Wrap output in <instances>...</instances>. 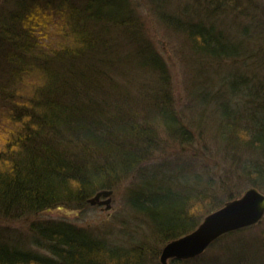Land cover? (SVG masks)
Instances as JSON below:
<instances>
[{"label":"trees","instance_id":"trees-1","mask_svg":"<svg viewBox=\"0 0 264 264\" xmlns=\"http://www.w3.org/2000/svg\"><path fill=\"white\" fill-rule=\"evenodd\" d=\"M21 1L17 2L18 14L11 13L4 20L0 35V96L8 108L0 112V215L12 218L75 202L71 207L82 208L77 203L96 188L120 172L130 174L139 155L154 156L158 141L163 139L160 122L164 121L172 133L185 138L190 135L176 119L179 116L172 108L169 89H163L169 80L161 73L167 66L165 57L149 38L144 44L135 37L137 30L127 27L133 26L128 0H83L87 8L78 12L68 0L58 5ZM8 2L0 0V13ZM187 18L191 29L182 28L177 20L181 25H176L185 33L189 31L194 52L214 59L237 55L235 45L218 35L216 23L208 22L206 27L200 18L195 23L192 17ZM164 21L171 23L168 18ZM101 25L108 29L101 32ZM113 29L119 34L112 33ZM122 34L125 36L120 37ZM61 37L64 43L58 41ZM125 37L128 40L122 47ZM256 45L261 53L262 46ZM133 49V57L156 69L157 84L121 74L119 66H127ZM155 56L162 61L154 62ZM111 79L118 88L112 86L114 95L103 106L92 94ZM248 82L245 78L231 83L239 92ZM203 97L208 98L206 103H217L209 93ZM87 101L97 109L90 108ZM245 101L241 116L221 106L224 124L218 131L230 148L262 156L263 166L256 169L253 183L264 182V94ZM51 134L55 138L52 142L45 139ZM69 135L75 137L76 151L65 147L63 141ZM165 160L170 162V157ZM140 179L132 191V202L152 225L151 235L164 243L193 230L201 221L196 218L202 211L199 205L212 203L203 201L206 193L188 191V182L166 169L144 171ZM22 237L19 239L24 241ZM25 237L43 241L48 252L0 236V264H137L146 251L140 245L132 249L112 247L84 226L50 220L33 221ZM241 259L233 260L229 255L226 260L242 264Z\"/></svg>","mask_w":264,"mask_h":264},{"label":"rangeland","instance_id":"rangeland-1","mask_svg":"<svg viewBox=\"0 0 264 264\" xmlns=\"http://www.w3.org/2000/svg\"><path fill=\"white\" fill-rule=\"evenodd\" d=\"M20 1L21 0H10L8 4L5 3L6 10H3L0 21V35L2 34L1 31L5 23L4 20H6L11 13L18 14L19 5L17 2L19 3ZM128 3V7L133 10L131 16L133 17L134 14L137 19L131 18V24L133 26L127 27L129 30L134 27L136 28L137 35L135 34V37L139 38L140 42L145 44L149 38V41L165 57L167 66H169V80L171 82L169 91L172 95L171 99L173 100L172 107L179 116L177 120L181 128L191 134V137H189L190 142L185 141L184 136L178 135L179 133L177 134V132L168 135L169 139H160L158 141L159 148L154 154L155 158L153 160L156 162L164 161L169 157L168 154L171 153L182 157L196 155L197 160L200 159L204 163L207 161L213 163V160H219L217 155L221 156L220 160H222L224 156H227L230 159V163L227 167L228 170L222 169V171H220V173L224 175L226 182L225 190H223L224 188H217L214 191L215 196L210 197L208 200V202L212 201V203L204 205L206 209L213 208L214 206L218 208L225 203L220 205V202L226 196L235 194L239 197L251 186H260L264 188L263 181L257 180L256 183H253L258 173L256 169L263 166V164H260L262 156L259 157L257 154L251 153V150H245V152H243L240 149H232L229 143L221 138L220 133L216 135L218 131L217 128L221 126V124H224L222 105L226 104L228 109L235 112L234 115L241 116L240 113L244 110L243 104L244 102L246 103L245 99L260 92L264 94V70L261 71L259 77L248 70V66L258 56L248 51V54L251 53L254 56L246 57V55H241L243 53L242 51H239L237 55L229 58L214 59L209 55L205 56L202 53L194 52L193 44L195 42L188 39L189 31L185 30L187 31V33H185L180 26L176 25L178 23L177 21H179L183 26L182 28L191 29L193 25H190L192 23H188V16L194 19L193 23L197 22V19L200 18L203 24L205 23L206 27L209 24L208 22L216 23L214 26L217 29L215 28V30L224 31L228 35H231V38L227 40L228 44H236L237 46H246L251 39L250 37L247 39L245 36L240 39H238V36L232 37L237 27L240 28L245 26V34L248 35L250 33L252 37L256 36L258 38L257 40L260 42V48L262 46L263 49L259 54L264 57V0H128ZM249 13H251L253 17L250 16ZM195 15L196 17H193ZM163 17L165 20L168 18L171 23L169 22L170 24H168L165 22ZM252 25V30H250ZM101 26L103 27L100 28L101 32H103L105 27V29H108L106 25ZM138 26L140 29H138ZM112 31L114 34H117V32L119 34L120 32L115 29ZM122 36L125 35L122 34L120 37ZM1 37H3V35ZM255 43L249 44L250 47L255 48L257 44ZM146 47L148 48V44L143 48L145 49ZM133 50L134 51L131 53H128L131 55L130 57L135 54L136 50ZM121 56L125 55L121 54ZM213 71H216V73L213 74ZM212 75L215 79L223 78L221 84L226 85L234 84L235 82H231L234 80L241 81L244 78L250 81L247 83L248 85H245L247 88L245 86L240 87V98L233 96L230 100L228 95L216 97L217 103H215V106H217L218 110L215 111L222 116L219 121L209 112H206L207 109L201 110L202 113L199 116H196L193 111L197 109L196 106H199L196 102H199L200 105L205 108H209L212 104V102L206 103L208 99L206 97L208 96L203 97L208 93L209 96L212 97L213 95L210 94L211 92H218L220 87L218 84L220 83L213 79ZM204 78H211L214 84L211 83L210 79L208 82H204ZM193 81H199L202 85L199 87L197 85L193 86L191 84ZM224 100L226 101L225 103ZM199 108L201 107L199 106ZM256 109L255 107V110ZM248 112H250V110H248ZM207 120L209 123L207 124L208 127L203 125ZM235 123L237 126H240L239 122L235 121ZM3 125H5V123ZM215 130L216 132H214ZM1 132L2 130L0 127V135ZM122 174L123 172L121 176ZM123 177L124 176L121 177V181ZM133 185L134 183L129 179L121 183V188L113 193V203L109 210H104V208L98 205L83 206L80 209L68 205H60L18 218H0V234L12 233L14 234L10 237L12 243H17V240L24 243V241L19 238L21 236L25 238L30 224L33 221L48 218L66 219L98 234V236L105 239L112 247L119 246L132 249L131 247L136 248V246L140 245L146 251L143 257H140L141 261L136 262L137 264H162L160 256L166 243H164L162 239H157V235L156 237L153 234L151 235L148 229L141 230L137 228L140 226L142 227L141 220H138L135 225L131 222L132 212L129 211L127 200L129 189L131 190ZM207 193L208 191L206 194ZM206 199L205 196L203 201H207ZM206 209L204 210L205 213ZM200 212L198 211V215ZM197 218L200 217L198 216ZM144 227H146V225H144ZM130 229L139 230L131 232ZM228 234L232 236L222 241L214 242L200 256L191 258L190 260L185 259L184 261H181L183 259L169 260L168 264H226L225 262H227L226 259L229 255H231L233 260L241 256H248L250 259L257 257L259 254L261 258L264 256V217L261 222L255 224L249 230H237ZM237 234H240L244 240L238 247L234 248L233 246L228 250V248L232 246L228 245L229 242H231L233 238H236ZM249 238L260 241L263 247L257 250L256 242ZM43 244L40 250L36 247H33V249L47 253V244ZM232 249L235 252H232Z\"/></svg>","mask_w":264,"mask_h":264},{"label":"bare ground","instance_id":"bare-ground-1","mask_svg":"<svg viewBox=\"0 0 264 264\" xmlns=\"http://www.w3.org/2000/svg\"><path fill=\"white\" fill-rule=\"evenodd\" d=\"M63 1H65V0H43L45 5H50V4L51 5H58V4H62ZM68 1L72 5V9H73L74 12H78V9H80L82 11V10H85L87 8V6H86V4L84 2L85 0L84 1L83 0H68ZM3 9L6 10L5 5H4ZM249 14H250V16L253 17V15L251 13H249ZM1 18H2V12L0 13V21H1ZM133 18L137 19V17L134 14H133ZM201 24L203 26H205V23L203 24V22H202ZM252 27H253V25L250 27V30H252ZM245 29H246L245 26L244 27H240V28L237 27L235 29V32L233 33L232 37L238 36V39L242 38L243 36H245L247 39L250 37L251 38L250 41L246 44V46L245 45L237 46L236 44H233V45H235L236 51H238V52L242 51L243 52L241 55H246V57H251V55L248 54V51H250V49H251V50H253V54L258 56L248 66L249 67L248 70L250 72H253V74L255 76L259 77V75L261 74V71L264 70V59H263L264 57H262L259 54V51H257L256 48H255V50L253 48H251L249 44H252V43H255V42L256 43H260V42L257 40L258 38L256 36L252 37L250 35V33L248 35L245 34V32H244ZM131 31L134 32V31H136V29L133 28V29H131ZM49 32H51V29L49 30ZM217 33L222 39H224L225 42L228 39L231 38V35H228L224 31H217ZM127 40H128L127 37H125L123 39V46L122 47H124V44H125V42H127ZM58 41L61 42V43H64V41L62 40V37L58 38ZM51 45H52V43H51ZM54 48H55V46H54ZM60 49H61L60 46L55 48V50H57V51L60 50ZM70 50H72V48H70L69 51ZM131 58L132 59L128 62L127 66H125V65L124 66H122V65L119 66L121 74L127 73L126 74L127 76L132 75L133 77L140 79V81L142 80V81H146V82H148L150 84H157V80L158 79L155 76L156 75V69L151 68L152 66H150V65H152V64L151 63H147V62H143V60L139 62V59L136 58L135 56L134 57L132 56ZM153 61L154 62H157V61L160 62L162 60L160 59V57L155 56L153 58ZM209 71H211V70H209ZM157 72H158V70H157ZM161 73L168 77L169 76V66H166L165 72L164 73L161 72ZM212 73L215 74L216 71H213ZM212 77H213V79H215L213 75H212ZM209 79H210L211 83L214 84V81L211 78H209ZM209 79L208 78H204V82H206V81L208 82ZM215 80H217L220 83V84H218V86H220L221 88L219 87L217 93L211 92L210 94L213 95L211 98L219 97V96H223V95H228L230 97V100H231V98L233 96L240 98L241 91L238 92L237 90H235V85H233V84L232 85L221 84L223 82V78H218V79H215ZM191 84L193 86L197 85L198 87L202 85L201 82H199V81L198 82L197 81H193ZM112 86L118 88L117 85L113 84V79H111L110 83H108V82L106 83L105 82V83L101 84L99 89H97L94 92V94H92V97L96 98L95 101H97L98 103L99 102L102 103L103 106H104V104H109L110 101H111V96L114 95V88ZM163 86H164V88H163L164 90H168L169 87L171 86L170 80H168L167 83L165 85H163ZM146 99H148V97ZM172 102H173V100H172ZM225 102L226 101L224 100V103ZM87 103H88L90 108L97 109V105L96 104H94V103H92L90 101H87ZM196 103L201 107V108H199V106H196L197 109L193 110L194 114L196 116H199L202 113L201 110H203V109L206 110L207 109L206 112H209L211 115H213L216 118L217 121H219L220 118L222 117L218 112L215 111V110H217V106H215L216 105L215 103H212L209 108H205L204 106L202 107L199 102H196ZM223 107H224V109L228 108V106L226 104H224ZM7 109L8 108H7V105H6L3 97L0 96V112L1 111H7ZM9 111H10V109L8 110V113H9ZM207 124H209L208 120L203 125H206L208 127ZM49 128H50V126H49ZM158 128H159V132L163 133V134H161L163 136V138L164 139L165 138L169 139L168 135H170L172 132L170 131L169 127L167 126V124L164 121L160 122L158 124ZM47 132H51V130H49ZM214 132H216V130ZM218 134H219V132L217 131L216 135H218ZM54 137L60 138V137H58V135H56ZM189 137H191V134L188 135V138L184 137V139H186L188 141L190 139ZM45 139L50 141V142H52L55 138H53V135L51 134V135L46 136ZM63 142H64L65 147L67 149L73 150V151L77 150L76 147H75V137L69 135V136L66 137V139ZM168 155L170 157V162L169 161L167 162L166 160H164V161L162 160V161L156 162V161L153 160L155 158L154 156L150 157V156H148L146 154L139 155L137 157L138 159H137L136 165L131 168L132 171L130 172V174H128V175L123 177L122 181H121V177L123 175L121 176V172H120L108 184L96 188L94 191H92L90 194L87 195V198L85 197V199L83 201H80L77 204H80V205H83V206L98 205V206H101V208H104V210H109L112 207L114 191H117L118 189H120L121 188V183H123L124 181L129 179V180L132 181V183H134V185L131 188V190L129 189L128 200H127L128 201V205H129L128 206L129 211L132 212V215H131L132 216V220H131V222H133L134 225H135L138 220H141L142 221V227L140 226V227H137V228H140L141 230L148 229L149 232H151L152 225L150 224V222H149V220L147 219L146 216H144L143 214L139 213L137 207L133 204L132 198H131L132 197V191L137 189L138 188L137 186H139L140 183H141V179L140 178H141V175H142V173L144 171L155 170V169H160V168L166 169L167 171H171V173H175L180 179H182V181L188 182V184H187V186L189 188L188 191H191V192H193V191H201L200 193H204V194L208 191V193L206 194L207 199L212 197V194L214 193V191L217 188H224L223 190H225L226 182H225V179H224V175L222 173H220V171H222V169L228 170L227 167H228V165L230 163V159L227 156H224V158L222 160H220L221 156L217 155L219 157V160H213V163H209V161L204 163L200 159L197 160L196 159L197 158L196 155L191 156V157H186V156L182 157V156H179V155L177 156L176 154L173 155L171 153H169ZM177 162H184V163L183 164H176ZM256 187L264 194V188H262L260 186H256ZM100 192H102V193H100ZM97 195H99L98 196L99 198L96 199L94 202H92V198H94ZM236 198H238L237 195L230 194V195L226 196L222 200L221 204L226 202V201L233 200V199H236ZM108 204H109V208H108ZM75 205H76V202L71 204V206H75ZM57 206H60V205H57ZM199 206H200L202 211L199 213V215L197 214V216H196V218L198 216L200 217L198 221H200V220L202 221L207 214H209L213 210L217 209V208H215V209L210 210L207 213H205L204 210L206 208H205L204 204H201ZM221 206H223V205H221ZM221 206H219L218 208H220ZM53 207H56V206H53ZM48 208H51V207H48ZM0 218H6V219L11 218L12 219V217H7V216H4L3 214L0 215ZM48 220L55 221V222H62V223H65L66 225L75 224V225H78V226L81 227V225H79L77 223H74V222L66 220V219H60V218L43 219V220H40V223L43 222V221H48ZM201 221H200V223H201ZM144 225H146V227H144ZM253 226L254 225L248 224V225H245V226H243V227H241L239 229H235L233 231L249 230ZM138 230H131L130 229L131 232L138 231ZM191 231H188L185 234H188ZM233 231H229L227 233H224V234L218 236L216 238V240H214L209 246H211L214 242H219V241L224 240L225 238L231 237L232 235H230L228 233H231ZM185 234H182V235H185ZM13 235L14 234H12V233H1L0 234V236H4V237H8V238H10ZM182 235H180V236H182ZM180 236H178V237H180ZM243 240H244L243 237L240 234L239 235L237 234L236 238H233L232 241L229 242L228 245H232V246H230L228 248V250H230V248H232L233 246H234V248L238 247ZM252 241L256 242V244H257L256 249L257 250H259L261 247H263L262 243L260 241H256L254 239H252ZM43 243L44 242L41 241V240L25 237L23 246L29 247V248L36 247L38 250H40V247H43V245H44ZM161 247H160V249H161ZM208 247L206 248V250L208 249ZM232 252H235V251L232 249ZM228 254H230V253H228ZM241 257H242V259H241L240 262L242 264H264V256L261 258L260 254L257 257L252 258V259H250L248 256H241ZM174 259H179V258H169L168 259V263H169V260H174ZM190 259L191 258H189L188 260H190ZM179 260H181V259H179ZM184 260L185 259H183L181 261H184ZM161 263L163 264L162 261H161ZM225 263L227 264V263H231V262L227 261Z\"/></svg>","mask_w":264,"mask_h":264},{"label":"water","instance_id":"water-1","mask_svg":"<svg viewBox=\"0 0 264 264\" xmlns=\"http://www.w3.org/2000/svg\"><path fill=\"white\" fill-rule=\"evenodd\" d=\"M98 196L92 198V202L98 199ZM263 216L264 194L256 186H251L240 197L226 201L223 206L207 214L188 234L168 241L162 249L160 259L163 264H168L169 258L197 257L218 236L248 224H255L261 221Z\"/></svg>","mask_w":264,"mask_h":264}]
</instances>
